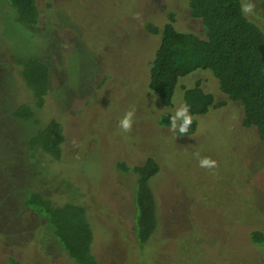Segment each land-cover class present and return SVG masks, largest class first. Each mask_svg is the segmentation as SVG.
<instances>
[{
  "label": "rangeland",
  "instance_id": "374dc122",
  "mask_svg": "<svg viewBox=\"0 0 264 264\" xmlns=\"http://www.w3.org/2000/svg\"><path fill=\"white\" fill-rule=\"evenodd\" d=\"M190 0H36L34 27L17 21L9 0H0V264H76L46 220L25 203L40 191L56 205L88 209L94 253L103 264H264V142L243 124L242 105L232 102L209 70L183 78L172 109L149 89L151 64L163 27L175 16L178 30L201 35ZM246 16L264 30L259 6ZM34 57L50 67L51 88L36 110L38 124L14 116L32 105L18 60ZM200 81L218 107L197 116L194 134L180 136L159 118L184 105L182 90ZM133 112L128 131L120 127ZM64 126L61 161L32 151L38 127ZM161 167L152 187L159 225L150 241L135 235L136 177L120 164ZM215 161L201 167L199 160Z\"/></svg>",
  "mask_w": 264,
  "mask_h": 264
},
{
  "label": "trees",
  "instance_id": "16d2710c",
  "mask_svg": "<svg viewBox=\"0 0 264 264\" xmlns=\"http://www.w3.org/2000/svg\"><path fill=\"white\" fill-rule=\"evenodd\" d=\"M9 1L17 10V21L21 25L34 27L39 24L36 0ZM242 5L241 0H190L191 16L202 22L201 35L178 30L172 14L161 28L149 24L148 31L160 35L161 42L151 64L148 86L160 98L163 107L172 109L181 80L199 70H209L217 78L221 92L232 102L242 105L244 126L255 127L264 142V30L242 12ZM259 12L264 21V1ZM18 66L34 102L18 107L14 116L22 122L33 120L38 124L36 110L45 105L51 88L50 67L34 57L19 59ZM182 99L189 108L192 124L186 133L177 130L180 136L194 134L197 130L195 117L206 115L221 105L200 81L185 87ZM173 115L170 111L161 115L160 124L171 127ZM64 142V126L50 122L36 129L29 147L54 161H61ZM119 170L136 177L135 235L138 245L143 247L159 225L158 200L152 183L161 167L149 157L142 165L120 164ZM25 203L46 220L60 246L76 264H103L94 253V227L85 205H56L40 191L29 192ZM251 239L255 244H263L264 234L254 231Z\"/></svg>",
  "mask_w": 264,
  "mask_h": 264
},
{
  "label": "clouds",
  "instance_id": "9594fccd",
  "mask_svg": "<svg viewBox=\"0 0 264 264\" xmlns=\"http://www.w3.org/2000/svg\"><path fill=\"white\" fill-rule=\"evenodd\" d=\"M252 4L246 3L241 6L243 13H250L252 11ZM133 112H128L125 114L123 119L120 120V127L128 131L132 126ZM192 124V116L189 114V108L187 105H181L171 117V128L173 130H178L179 133L183 134L188 131L189 126ZM201 167H213L215 161L209 158H202L199 160Z\"/></svg>",
  "mask_w": 264,
  "mask_h": 264
}]
</instances>
